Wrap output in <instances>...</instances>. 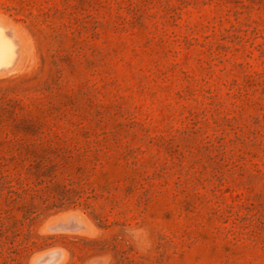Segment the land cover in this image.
<instances>
[{"label":"rangeland","instance_id":"374dc122","mask_svg":"<svg viewBox=\"0 0 264 264\" xmlns=\"http://www.w3.org/2000/svg\"><path fill=\"white\" fill-rule=\"evenodd\" d=\"M0 22V96L103 195L1 237L0 264H264V0H0Z\"/></svg>","mask_w":264,"mask_h":264},{"label":"trees","instance_id":"16d2710c","mask_svg":"<svg viewBox=\"0 0 264 264\" xmlns=\"http://www.w3.org/2000/svg\"><path fill=\"white\" fill-rule=\"evenodd\" d=\"M4 92L0 96V239L9 240L10 252L17 253L14 242L25 222L30 226L52 208L71 204L90 208V200L103 195L86 188L82 171L76 186L71 179L56 180L65 151L58 141L46 140V122L23 112L28 105L22 98L7 97ZM29 239L24 234L17 246L27 250Z\"/></svg>","mask_w":264,"mask_h":264},{"label":"bare ground","instance_id":"6f19581e","mask_svg":"<svg viewBox=\"0 0 264 264\" xmlns=\"http://www.w3.org/2000/svg\"><path fill=\"white\" fill-rule=\"evenodd\" d=\"M8 29L0 22V72L11 68L17 60L18 41Z\"/></svg>","mask_w":264,"mask_h":264}]
</instances>
